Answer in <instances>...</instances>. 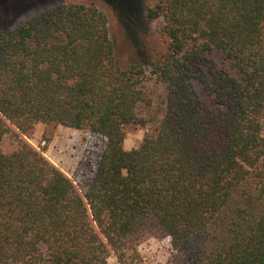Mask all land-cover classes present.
<instances>
[{
    "label": "trees",
    "instance_id": "16d2710c",
    "mask_svg": "<svg viewBox=\"0 0 264 264\" xmlns=\"http://www.w3.org/2000/svg\"><path fill=\"white\" fill-rule=\"evenodd\" d=\"M134 2L165 46L127 67L94 3L0 31V264H136L148 235L175 264H264V0ZM37 123L103 138L85 190L23 137Z\"/></svg>",
    "mask_w": 264,
    "mask_h": 264
},
{
    "label": "rangeland",
    "instance_id": "374dc122",
    "mask_svg": "<svg viewBox=\"0 0 264 264\" xmlns=\"http://www.w3.org/2000/svg\"><path fill=\"white\" fill-rule=\"evenodd\" d=\"M122 0L123 16L116 14L106 0H0V31L14 27L20 21L39 11L67 2L94 3L110 15V35L114 43L118 65L127 67L136 61L154 59L163 49L162 21L149 24L133 12L136 2ZM148 4V0H142ZM132 9V10H131ZM162 49V50H161ZM145 130L141 127H129L125 147L133 149L140 145ZM19 131L12 128L3 139V149L9 151L17 146ZM23 137L45 155L65 173L75 180L81 190H85L95 169L99 154L105 147L100 135L89 130L75 129L57 123H37L34 129ZM141 259L136 264H175L172 260V246L169 238H157L148 235L137 245ZM109 264H119L111 256Z\"/></svg>",
    "mask_w": 264,
    "mask_h": 264
}]
</instances>
